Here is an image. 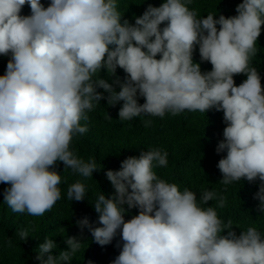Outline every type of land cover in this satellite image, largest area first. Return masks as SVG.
Returning <instances> with one entry per match:
<instances>
[{
	"label": "clouds",
	"instance_id": "1",
	"mask_svg": "<svg viewBox=\"0 0 264 264\" xmlns=\"http://www.w3.org/2000/svg\"><path fill=\"white\" fill-rule=\"evenodd\" d=\"M190 3L148 4L132 23L122 19L118 0H49L47 7L41 0H0V55L8 57L0 75V183L8 185L4 204L12 212L43 216L52 210L61 199L60 163L83 178L101 170L71 144L89 131V113L106 100L108 107L121 105L120 121L222 112L223 139L215 148L223 154L219 183L259 181L253 199L264 217V87L250 64L264 0H242L227 18L198 16ZM25 5L29 15H21ZM197 50L199 63L193 60ZM205 62L210 71L201 70ZM102 72L107 79L94 78ZM238 75L246 79L237 86ZM167 165V151L150 148L126 157L119 170L105 171L113 194L106 198L100 191L91 204L98 220H77L80 235L64 239L66 250L58 255L46 237L35 264H72L85 229L100 246L120 236L111 264H264V232L235 227L237 234L231 220L218 216L224 195L181 190L154 171ZM85 195L80 180L67 187L71 202ZM132 209L137 214L126 221ZM15 235L29 238L23 227Z\"/></svg>",
	"mask_w": 264,
	"mask_h": 264
},
{
	"label": "trees",
	"instance_id": "2",
	"mask_svg": "<svg viewBox=\"0 0 264 264\" xmlns=\"http://www.w3.org/2000/svg\"><path fill=\"white\" fill-rule=\"evenodd\" d=\"M41 3L47 7L49 0H41ZM161 3L163 0H118V10L123 16L122 19L134 23L133 16L141 15L148 4L159 6ZM239 3H242V0H191L188 7L195 9L198 16L205 18L209 13L222 14L227 18L236 15L235 8ZM29 14V6L25 5L21 15ZM193 60L200 62L198 50L194 52ZM7 61L8 57L0 55V75H4ZM250 64L260 71L261 84L264 87V25L257 39L256 55L251 57ZM211 67L207 62L201 64L202 71H210ZM116 75L123 78L125 74L118 68ZM101 76L108 78L103 72L97 73L94 78ZM244 79H246L244 75L234 77L237 86ZM143 102L141 98L139 103ZM120 106L118 104L115 107H108L107 101L102 100L100 105L89 113V131L74 138L71 148L85 161L94 159L97 169L101 170L94 172L93 178H83L70 169L64 171L63 164H58L57 171L62 176L61 199L50 212L43 216L12 212L4 204L3 192L8 185L0 183V264H35L36 250L46 237L53 239L58 246L53 252L54 255L66 250L64 239L80 235V230L76 226L77 220L85 216L89 218L90 223L98 220V214L91 204L100 191L106 198L113 194L110 182L104 176L105 171L119 170L121 161L126 157L138 156L140 151L150 148H160L168 153L167 167L154 169L161 179L176 183L181 190L189 188L198 194L203 190H212L224 195L225 207L217 208V213L225 223L231 220L233 230L237 234L240 231L238 228L246 229L249 226H255L264 232V217H258L255 211L258 201L253 199L258 191L259 181L249 183L242 179L241 182L227 186L219 183L222 174L217 168V163L223 154L217 155L215 148L223 139L225 124L222 112L213 109L206 114L184 112L177 116L166 114L162 119L137 117L132 121H120L118 120ZM147 119H151L152 122L146 127ZM77 180L85 184L86 200L71 202L66 198L67 187ZM215 203L209 201L207 206H215ZM136 214V209L130 210L125 220ZM21 227L27 228L29 234V238L23 242L15 235L17 229ZM119 240L120 236L117 235L112 244L100 246L85 229L83 244L73 257L72 264H111L119 255V249L116 247Z\"/></svg>",
	"mask_w": 264,
	"mask_h": 264
}]
</instances>
